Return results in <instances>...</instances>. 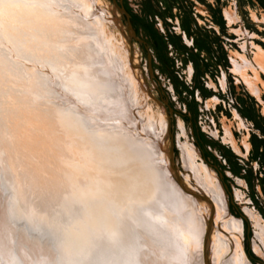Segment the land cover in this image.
I'll return each instance as SVG.
<instances>
[{"label": "bare ground", "instance_id": "obj_1", "mask_svg": "<svg viewBox=\"0 0 264 264\" xmlns=\"http://www.w3.org/2000/svg\"><path fill=\"white\" fill-rule=\"evenodd\" d=\"M99 6L100 2L95 0H0V14L11 15L4 17L17 23L16 28L9 27L10 32L5 27L9 23L4 24L7 35L5 30L0 31L6 38L1 41L8 46L6 55L0 54V65L9 72L3 65L7 55L26 62L20 63L26 72L19 81L6 77H13L11 73H0V93L7 92L0 94L6 101L0 102V138H10L9 143L5 142L9 146L2 148L3 160L17 173L18 165L11 155L20 158L18 163L31 159L34 164L37 160L32 153L36 155V150L30 147L39 145L42 150L46 139L42 140L44 136L38 135V131L36 136L33 127L42 123L48 129L47 125H51L48 134L57 133L56 137L60 133L59 137L65 139L66 153L57 167L58 176L61 174L63 179L69 173L65 190L76 186L71 185L76 182L75 170L81 174L79 188L89 185L99 188L101 184L104 188V194L87 197L85 205H81L82 200L66 199L70 201L68 204L65 201L64 211L60 210L63 211L60 223L54 224L40 214L36 199L48 201L47 191L54 184L56 188L58 181L41 178L37 172L40 166L32 169V162L25 163L23 167L29 173L26 174L35 179L30 182L43 183L35 190L36 196L32 194L33 199L25 197L24 201L23 184L20 183V189L10 187L13 196L9 210L16 219L0 204V264H249L241 250L240 221L228 213L224 193L213 172L196 163L193 150L187 146L181 148L186 155V160L182 158L185 173L208 197L199 191L196 194L195 188L174 176L166 150L165 115L162 109L155 111L151 104H146L147 96L141 94L133 61L125 51L127 45L124 48L122 38L110 28L114 22ZM256 55L264 58L259 49ZM257 64L264 74V63ZM234 66L252 85L245 75V65ZM44 86L50 90L49 94L42 89ZM27 88L39 92V100L47 98L50 103L45 104V100L37 103V107L32 105L29 114L24 110L30 117L10 114L8 104L23 102V92L18 89ZM8 117L17 123L20 134L6 126ZM74 156H79L81 165L69 168V160ZM18 199L24 202L25 209ZM210 218L215 227L208 236ZM256 224L259 227L256 236L261 237L264 227Z\"/></svg>", "mask_w": 264, "mask_h": 264}, {"label": "rangeland", "instance_id": "obj_2", "mask_svg": "<svg viewBox=\"0 0 264 264\" xmlns=\"http://www.w3.org/2000/svg\"><path fill=\"white\" fill-rule=\"evenodd\" d=\"M95 1L100 2L101 7L99 6V9L107 13L111 21L114 22V24L110 23V28L116 31L120 39L122 38L124 48L127 45L125 51L133 61V73L140 85L141 94L145 93L147 96L146 104H151V108L155 111L162 109L161 111L165 115L168 131L166 146L168 149L166 150L170 153V167L174 176L178 180L184 179L197 190V192L195 191L196 194L199 195V192H201L207 196L200 187L195 185L197 183L190 177L191 175L188 176L189 173H185L186 169L183 167L182 158L185 159L186 155L181 152V148L184 149V146H187L189 150H193L195 162L207 166L213 172L224 193L228 213L231 217L240 221V242L243 256L249 264H264V235H261V237L256 236V232L259 231L256 223L264 227V74L259 71L260 65L257 64L259 62L264 63V58L262 59L259 55L256 57L258 49L264 56V0H115L129 14L134 35L143 43L135 41L128 35L125 16L115 7L113 0ZM0 15L2 16L0 17V25L4 20L0 26V31L2 30L1 32H5V35H7L11 31L9 27L16 28L17 23L9 21L8 17H4L5 14ZM5 16L11 15L7 14ZM6 22L11 23L10 26H8L9 24L5 25L9 32L4 28ZM2 26L3 28H1ZM3 30L5 31L3 32ZM0 36H2L0 39V54L6 55L8 46L1 41L2 39L6 41V38L3 35ZM146 52L150 58V73ZM26 54L28 55V53ZM7 57L9 59L4 60L6 64H3V58H1V63L6 65L9 72L0 65V73L6 75L11 73L13 77L9 75L6 77H9L8 79L11 81H19L23 77L22 73L26 72L20 63L25 61L24 59L20 60L18 57L13 59L10 55H7ZM242 57L247 59L246 62H243ZM27 58L30 57L27 56ZM253 59H256V61ZM235 63L241 64L242 67L243 65L246 66L243 69L252 85L246 81V78L240 72L235 71ZM0 80H2L1 76ZM0 83L2 82L0 81ZM6 84L11 83L7 82ZM42 89L49 94L50 90L46 86ZM18 90L23 92L24 97L20 98L23 102L16 105L8 102V106L12 107L7 108L9 113L16 112L22 117H30L27 114H29L32 105L34 107L37 103L45 100V104L50 103L47 98L42 99L43 101L39 100V92H32L33 90L29 88H27L28 91L26 89ZM1 93L6 94L7 92L2 91ZM19 94L18 92L17 95L19 96ZM2 100L1 97L0 102ZM4 102L6 101L3 100L2 103ZM24 110L27 114L23 113ZM10 119V117L6 118V122H8L6 126L8 125L9 128L11 126L15 132L19 133L17 123L13 119L10 121ZM23 122L27 123L26 120ZM23 122L21 121V124H24ZM38 126L42 128L37 129ZM47 127L49 129L51 125H47ZM33 129L34 134L38 131V135L44 136L43 138L40 136L42 140L46 139L43 145L47 151L45 148L40 150L42 147L39 148V145L30 147L31 149L35 148L34 151H36L33 152L36 155L39 156L41 153V157L32 153L33 159L35 158V161H38L33 164L31 159L18 163L20 158L15 157L13 153L11 155L6 150L7 157L11 155L13 163L17 162L19 173L12 168H8L11 166H9V163L7 165V162L2 158L5 156L3 154L5 146H9L5 142L9 143L10 138L8 137V141L7 136L0 138V204H4L10 215V196H13L12 192L10 194V191H12L10 187L22 188L24 186L21 189L22 191L20 190L24 194L22 200L25 197H27L25 199H33L32 194L36 196L38 186L43 182L36 184L30 182L35 180L34 176L30 179L27 175L29 173L25 170L26 167H23L25 163L31 164L32 162V169L40 166L37 172L42 176L41 178L48 180L49 177H52L55 179L53 182L58 181V185H56L61 190L59 191L57 186L54 188V184V187L51 186L49 192L47 191L45 199L48 201L45 202L38 198L36 199V205L42 216H45L54 224H59L62 216L60 213H63V209L67 206L64 203L66 201L68 204L70 201L66 199H77L76 201L79 202L82 200L81 205H85L84 201L87 197L89 199L104 194L102 193L104 188L102 184L99 188L93 186L92 188L90 185L87 188H79L81 174L75 170L73 180L76 182H71V185L74 183L76 186L74 185L72 189L65 190L66 188L63 186H66L65 183L69 181L66 179H69L67 176L69 173L66 175L62 173L66 177L64 179L61 174L58 176L57 173L59 159L64 158L66 153L64 137H59L60 133L56 137L57 133L49 135L50 132L42 123L36 124ZM57 137L60 138V141L59 138L56 139ZM48 139L52 141H48ZM13 140L16 142L15 139ZM51 142L53 145L50 144ZM72 157L69 160L71 164L68 167H79L81 165L79 156ZM65 161L67 162L68 159L66 158ZM67 165L68 163L64 164V168ZM40 170H42V173ZM24 171L25 173L21 174ZM104 174L102 175L104 176ZM24 175L27 177H24ZM19 179L21 182H19ZM23 179L28 180L30 183L26 184ZM20 183L23 185L21 186ZM2 187L4 190L1 189ZM97 189L99 190L97 191ZM18 200L21 207L24 200ZM40 201L42 203H39ZM21 208L25 209L24 205ZM201 208L204 212L202 206ZM205 208L208 209L207 204ZM11 217L17 218L14 215ZM211 220L212 218L208 220L207 224L208 236L215 227L214 222ZM19 221L22 222L23 220ZM85 230H82L83 233Z\"/></svg>", "mask_w": 264, "mask_h": 264}, {"label": "water", "instance_id": "obj_3", "mask_svg": "<svg viewBox=\"0 0 264 264\" xmlns=\"http://www.w3.org/2000/svg\"><path fill=\"white\" fill-rule=\"evenodd\" d=\"M113 3L115 5V7L118 9V11L121 12L125 16L126 30H127L128 35L132 39H134L135 41H137L139 43H143L138 37H136L134 35L133 28L131 27V23H130V20H129V14L127 13V11L124 9V7L122 5L117 4L115 0H113ZM146 59H147L148 71L150 73V68H149L150 58H149V55H148L147 52H146ZM169 111H170V109H169Z\"/></svg>", "mask_w": 264, "mask_h": 264}, {"label": "trees", "instance_id": "obj_4", "mask_svg": "<svg viewBox=\"0 0 264 264\" xmlns=\"http://www.w3.org/2000/svg\"><path fill=\"white\" fill-rule=\"evenodd\" d=\"M216 22V21H215Z\"/></svg>", "mask_w": 264, "mask_h": 264}]
</instances>
